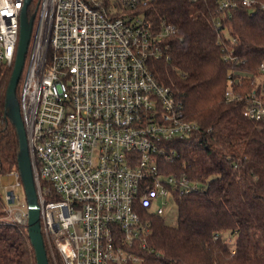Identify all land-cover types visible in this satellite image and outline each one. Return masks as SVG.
Instances as JSON below:
<instances>
[{
    "label": "built area",
    "instance_id": "2783aa9c",
    "mask_svg": "<svg viewBox=\"0 0 264 264\" xmlns=\"http://www.w3.org/2000/svg\"><path fill=\"white\" fill-rule=\"evenodd\" d=\"M155 1L40 0L34 11L19 103L52 264L140 263L133 249L149 234L150 215L165 220L173 203L178 216L177 197L199 189L165 171L172 142L199 124L151 70L152 60L170 58L178 31L147 21L142 8ZM24 3L0 0V71L15 61ZM239 5L264 8L261 0L220 2ZM226 98L241 94L231 85ZM245 99V115L263 119L257 92ZM6 175L15 185L5 188L23 186L18 168ZM9 191L4 220L27 230V201Z\"/></svg>",
    "mask_w": 264,
    "mask_h": 264
},
{
    "label": "trees",
    "instance_id": "16d2710c",
    "mask_svg": "<svg viewBox=\"0 0 264 264\" xmlns=\"http://www.w3.org/2000/svg\"><path fill=\"white\" fill-rule=\"evenodd\" d=\"M39 1L32 0L29 16ZM220 2L156 0L142 8L153 27L167 20L178 30L170 58L150 67L199 124L172 142L176 155L165 171L186 174L199 189L177 197L175 225L150 215V232L133 249L142 261L128 264H264V118L244 113L253 91L264 104V8H220ZM13 67L0 71V175L18 168L19 135L6 109ZM230 75L241 81L231 84ZM21 85L22 78L18 99ZM231 85L241 99L227 100ZM4 206L0 190V264H37L26 228L4 220Z\"/></svg>",
    "mask_w": 264,
    "mask_h": 264
},
{
    "label": "water",
    "instance_id": "95a60500",
    "mask_svg": "<svg viewBox=\"0 0 264 264\" xmlns=\"http://www.w3.org/2000/svg\"><path fill=\"white\" fill-rule=\"evenodd\" d=\"M32 0H25L20 17V35L15 56L12 75L6 90V109L9 117L16 126L19 140L20 151L18 155V169L20 171L22 184L26 194L28 205V236L32 242L36 253L37 264H50L45 246V241L41 229L40 205L34 180L33 162L30 154L28 137L21 114L17 88L22 77L26 56L29 50L32 37L35 12L29 16L28 8ZM2 187L15 185V179L9 175H0ZM12 194V191H9Z\"/></svg>",
    "mask_w": 264,
    "mask_h": 264
},
{
    "label": "rangeland",
    "instance_id": "374dc122",
    "mask_svg": "<svg viewBox=\"0 0 264 264\" xmlns=\"http://www.w3.org/2000/svg\"><path fill=\"white\" fill-rule=\"evenodd\" d=\"M23 77H24V75L22 74V77H21L22 81H23ZM8 189L14 190L15 194L20 197L21 201L26 199V194H25V190H24L23 186H14V187H9V188H4L1 186V181H0V190L3 194V196L8 191ZM165 222L171 226L175 225L177 222V208L174 206L173 203H170V207L168 209V217H166ZM230 243H231V246L234 248L235 247L234 238L231 239Z\"/></svg>",
    "mask_w": 264,
    "mask_h": 264
}]
</instances>
